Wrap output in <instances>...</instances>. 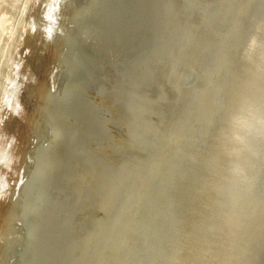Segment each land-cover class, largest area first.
Instances as JSON below:
<instances>
[{"label":"bare ground","instance_id":"bare-ground-1","mask_svg":"<svg viewBox=\"0 0 264 264\" xmlns=\"http://www.w3.org/2000/svg\"><path fill=\"white\" fill-rule=\"evenodd\" d=\"M13 1L0 0V64L18 38H23L21 48L36 34L43 37L40 31L30 34L32 18L39 22L42 16L37 0H19V8ZM118 2L68 0L62 9L63 35L51 43L54 57L35 126L19 153L7 199L0 202V264H229L231 241L218 208L211 159L218 136L209 127L212 77L207 73L226 68L234 79L247 77L251 65L243 59V47L255 26L264 24V0H144L155 21L151 40L120 52L122 57L100 51L95 57L99 88L73 89V80L64 85L60 78L71 60L69 48L79 42L78 23L90 16L89 21L96 18L93 30L103 25L109 15L102 9L113 8L108 14L118 19ZM103 39L93 40L97 50ZM172 65L179 69L175 75H170ZM59 89L69 97L77 91L85 95L95 131L84 133L79 151L72 149V162L63 166L69 169L64 172L68 192L50 200L43 179L58 169L53 159L61 155L54 152L65 136H53L52 126L42 135L46 123L38 124L39 108L67 122L56 110ZM260 187L264 190V182ZM24 244L29 250L16 253ZM245 264H264V219L247 236Z\"/></svg>","mask_w":264,"mask_h":264},{"label":"clouds","instance_id":"clouds-1","mask_svg":"<svg viewBox=\"0 0 264 264\" xmlns=\"http://www.w3.org/2000/svg\"><path fill=\"white\" fill-rule=\"evenodd\" d=\"M42 8L41 20L30 22L31 35L40 31L46 43L63 35L62 9L68 0H37ZM192 43H194V38ZM27 55V51L25 52ZM251 65L247 77L234 79L226 68L208 70L212 77L213 118L209 127L218 136V147L211 157L218 177V208L230 238L229 264H245L247 236L258 219H264V24H257L247 37L242 52ZM13 64L11 77L5 78L0 90V129L5 114L22 119L25 115L20 96L28 83L36 78L29 71L21 74ZM179 71L172 65L170 75ZM18 141L14 135L0 131V201L7 199L12 182L10 173L20 157L16 154Z\"/></svg>","mask_w":264,"mask_h":264},{"label":"water","instance_id":"water-1","mask_svg":"<svg viewBox=\"0 0 264 264\" xmlns=\"http://www.w3.org/2000/svg\"><path fill=\"white\" fill-rule=\"evenodd\" d=\"M118 3L119 8L121 9L118 19H112L110 14H108L113 13L112 8L110 9L111 12L110 10L105 12V10L102 9L103 13L107 14V16L109 15V18L107 20L108 23H102L103 25L101 26L96 24L94 30L93 25L91 26L90 23H92V20L93 22H95L96 18L89 21L90 16H88L81 20L83 21L82 23H78V25L80 26L78 30H81V32H79L80 34H78L76 40H79V42L76 43V48H69V58L71 60H69L67 69L60 78L61 82H63L64 85L73 80L72 82H75V86L73 89L77 88L78 90L80 87L81 89H87L89 87L90 89L88 91H91L94 88H99V86H97L96 84L99 81L96 75L100 76L101 71L98 69L95 57L99 56L100 51L102 54L109 52L110 57L112 53L118 54V56L122 57L123 54L120 52L125 53L134 45H141V42L143 43L148 39L151 40L154 33L152 28L153 24H155V21L149 11V7H147V2L145 3L144 0H119ZM84 6L85 4H83V8H85ZM86 7H90V4H87ZM87 10L89 11V13H91L90 8H88ZM95 11L96 10H94L93 14L96 13ZM86 28L87 31H85ZM96 35H99L101 38L102 36L104 37L102 42L104 46L102 47V49L100 48V50L99 48L98 50L96 48L98 41H93ZM92 36L94 39L92 38ZM116 46H119V50L116 48ZM79 55H81V57ZM79 59L81 62L76 61ZM74 66L79 68L75 70ZM91 72L95 74L94 79L88 80L86 74H89L90 76ZM68 75L70 76L69 78L67 77ZM65 76L67 77V79L65 78ZM60 92L59 96H56V98H58H55V105L57 106L56 110L60 113V115H64V119L65 117H67L68 121H62L58 119L57 116H52V112H50L44 117L43 121L46 124L44 123L45 125L41 129L43 136H48L50 132L48 128L50 126L54 127V132H56L53 134V136L57 134L65 136L63 138L64 141L62 140L63 143L56 145L58 152H54L55 156L56 154L61 155L59 156V158L56 156V158L53 159L56 161L58 169H50L51 171L48 170V172L45 173V175L47 174L46 178L43 179L46 185H48L51 189L47 193V196L50 200H55L54 198L57 196L58 192H61V194L68 192L66 179L64 178V172L69 169L66 170V168H64L63 166H67L72 162L71 160L74 157V155L72 154V149L79 151L78 148L83 144L82 142H84L85 140L84 133L95 131L94 120L92 116L88 114L91 103H88V101L86 102L87 99L85 95H83L82 92L80 94V92L77 91V93L73 95V97H69L65 92ZM100 135L102 136L101 133ZM45 140L47 141L48 137ZM41 145L42 144L38 142L37 147H41ZM42 152L43 151L39 153L38 165L40 164V157H42ZM27 195L32 197L33 192H30V194H28L27 192ZM31 201L34 202L33 199ZM61 209L64 210V206H62ZM30 217L32 218L34 216L31 215ZM63 221L64 219L55 222L62 223ZM34 222L35 221H32V225L34 224ZM50 222H52V218ZM52 225L58 226L55 223H53ZM29 247L30 246L28 244H24L22 247L19 246V249L15 252L22 255L29 250ZM41 252L43 253V251ZM42 257H46L45 252L43 253Z\"/></svg>","mask_w":264,"mask_h":264},{"label":"rangeland","instance_id":"rangeland-1","mask_svg":"<svg viewBox=\"0 0 264 264\" xmlns=\"http://www.w3.org/2000/svg\"><path fill=\"white\" fill-rule=\"evenodd\" d=\"M19 2H20L19 0L13 1L16 8H19L21 6ZM20 24H21L20 25V27H21V26H23L24 22L21 21ZM20 31H21L20 35H22L23 30L21 29ZM34 37H35V39L32 38L29 41L30 43L28 42V44H30V45L23 46L21 48H20V45H21L23 38L22 37H20V39L18 38V40L12 44L10 50L7 53V55H6L7 60L4 62V64H2V63L0 64V90H2V88L4 86L5 78L11 77L12 72H13V64L14 63L16 64L19 60H22V61L24 60V67L20 69L21 74L23 75V74H26L30 71L31 74L34 75L36 78V83L35 84L28 83L25 86L22 95L20 96V102L22 103V105L24 107V112H25V115L22 114L23 118L22 119L16 118V117L14 118L10 114L9 115L5 114L6 119L4 120V124H3L4 128L0 129V131L4 130L3 132L7 133L8 135H10V136L14 135L16 137V139L18 141V143L16 145V148H17L16 153L18 156L20 155L19 153L21 152V150H24V147L26 146V142H27L26 136H27L28 132L31 131L32 128H34V126H35L34 123H35L36 118H34V117H36V114L38 113L37 111L35 113V110H37V107L41 106V104H40L41 99L40 98H41V94L45 90L43 88V85L47 79V68H49V66L51 64L50 62L53 61V57H54L53 56V52H54L53 46L51 44H49V46H48V43L44 42V39H43V37H41V35L39 36L36 34V36H34ZM39 37H40V39H39ZM42 39H43L44 43H40V42H42ZM31 41H32V45H31ZM33 43H35V44L33 45ZM37 43L38 44L40 43L39 47L38 46L36 47ZM41 45H42V48H41ZM28 46H29V50H28ZM31 46H33V47H31ZM45 46L47 49L45 48ZM32 48H34V49L36 48L35 49L36 51L33 50ZM40 48L42 50H40ZM26 50L30 51V52H28V56H25ZM39 50H40V52H39ZM20 52H21V54H20ZM36 52H38V53H36ZM24 56H25V58H24ZM36 57H39V58H36ZM22 61H20V63H22ZM19 68H20V65H19ZM44 68H46V69H44ZM36 71H38V72H36ZM39 72H40V74H39ZM37 100H39V101H37ZM49 112H50L49 110H45L44 108H41V109L39 108V118L41 120H39L38 121L39 123L38 122L37 123L40 124V122H41L43 124L44 117ZM2 119H4V117H2ZM12 119H14V120H12ZM31 121H33V122H31ZM28 127L30 129H28ZM24 140H26V142H24ZM15 168H16V166H15ZM13 173L15 174L16 172L12 171L10 173V180H12L14 178ZM0 202H2V201H0ZM1 205H3V204H0V207L2 208L3 206H1Z\"/></svg>","mask_w":264,"mask_h":264}]
</instances>
